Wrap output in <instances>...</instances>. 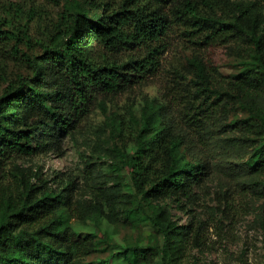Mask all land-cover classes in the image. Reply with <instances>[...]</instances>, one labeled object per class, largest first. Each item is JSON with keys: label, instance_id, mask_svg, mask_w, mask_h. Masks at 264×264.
Returning a JSON list of instances; mask_svg holds the SVG:
<instances>
[{"label": "trees", "instance_id": "trees-1", "mask_svg": "<svg viewBox=\"0 0 264 264\" xmlns=\"http://www.w3.org/2000/svg\"><path fill=\"white\" fill-rule=\"evenodd\" d=\"M7 23H0V43L15 39L29 47V23ZM46 36L40 51H24L26 71L0 94V264H82L98 251L96 233L83 237L71 224V216H90L74 199V180H49L17 161L60 151L65 135L96 107L107 112L106 100L161 73L163 100L146 97L139 115L131 110V130L123 116L113 124L122 144L112 171L117 185L125 181L134 191L124 195L120 187L110 205L125 203L131 224L148 209L161 235L157 245L126 248L128 264H178L190 247L205 243L206 222L192 216L180 223L166 204L155 203L171 199L187 209L210 173L208 161L187 156L169 108L195 130L213 126L235 105L247 111L231 123L260 139L244 162L249 183L240 185L243 191L264 185V0H81ZM177 37L191 55L186 64L167 67L163 56ZM216 46L241 60L235 75L223 74L209 56ZM89 206L104 213L100 202Z\"/></svg>", "mask_w": 264, "mask_h": 264}, {"label": "rangeland", "instance_id": "rangeland-1", "mask_svg": "<svg viewBox=\"0 0 264 264\" xmlns=\"http://www.w3.org/2000/svg\"><path fill=\"white\" fill-rule=\"evenodd\" d=\"M78 1L81 0H0L3 28H8L10 20L15 23L18 19L23 23L27 21L31 38L29 47L23 41L16 43L15 39L0 43V94L9 80L26 71L24 51H40V38H46L47 30L54 29V23ZM208 54L223 74L233 76L238 72L241 60L227 47H213ZM190 55L191 49L177 37L163 60L167 67L184 65ZM163 75L161 73L159 79L106 100L107 112L96 107L73 133L65 135L60 151L17 161L19 166L40 172L49 180L56 175L74 180V199L82 204L83 209L90 211V216H71V224L83 237L95 232L99 242L98 251L83 258L82 264L91 261L128 264L126 248L132 245L149 247L161 241V235L149 220L148 209L142 221L131 224L125 220L126 204L117 203L112 208L108 199L120 187L124 195L134 191L125 181L117 185L112 171L116 146L122 144V137L114 130L113 124L123 116L131 130V110L139 115L146 97L163 100ZM259 104L264 112V89L261 90ZM169 114L175 129L185 138L183 146L187 156L206 160L210 167L207 187L195 188L196 198L193 203L185 202L187 209H179L171 199L155 201L166 204L180 223H187L192 216L206 222L204 245L190 247L178 264H264V185L254 190L247 186L246 191L240 185L243 181L249 183L244 162L260 137L247 133L243 126L231 123L247 117L249 113L235 105L216 124L200 130L180 122L176 107L169 108ZM249 120L253 122L256 119ZM98 202L103 204L102 214H97L89 206ZM141 264L159 263L154 260Z\"/></svg>", "mask_w": 264, "mask_h": 264}]
</instances>
